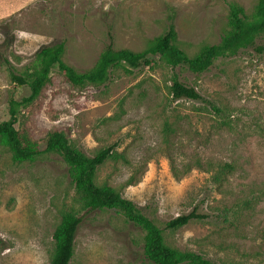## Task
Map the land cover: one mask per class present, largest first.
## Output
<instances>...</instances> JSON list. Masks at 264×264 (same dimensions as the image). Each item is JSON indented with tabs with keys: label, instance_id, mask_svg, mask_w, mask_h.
Instances as JSON below:
<instances>
[{
	"label": "rangeland",
	"instance_id": "rangeland-1",
	"mask_svg": "<svg viewBox=\"0 0 264 264\" xmlns=\"http://www.w3.org/2000/svg\"><path fill=\"white\" fill-rule=\"evenodd\" d=\"M258 0H0V122L9 101L28 96L9 70L22 73L41 47L64 42L63 61L90 70L106 46L142 50L169 18L192 56L226 28L228 4L251 19ZM264 32L255 44L179 80L201 100L172 97V69H111L107 82L75 86L53 66L39 96L19 108L17 129L43 149L62 130L88 156L121 154L95 174L162 229L165 243L213 262L264 264ZM229 165L221 172L220 167ZM81 218L69 264H150L144 231L113 210L85 211L55 153L15 163L0 146V264H48L61 213ZM195 212L177 229L165 223Z\"/></svg>",
	"mask_w": 264,
	"mask_h": 264
},
{
	"label": "trees",
	"instance_id": "trees-1",
	"mask_svg": "<svg viewBox=\"0 0 264 264\" xmlns=\"http://www.w3.org/2000/svg\"><path fill=\"white\" fill-rule=\"evenodd\" d=\"M171 19L170 16V22L163 33L151 39L142 50L135 52L126 48L114 49L108 45L100 53L95 65L85 72H77L63 61L65 44L62 41L39 48L33 55L31 66L24 72L9 70L11 81L18 86H27L29 94L20 100L9 101L8 118L0 122V146L7 149L15 163L32 162L42 153L59 155L67 166L68 177L78 202L85 211H116L126 221L144 231L142 254L150 264H239L213 262L195 252L182 251L167 245L162 229L135 203L124 198L113 186L97 184L95 174L98 167L107 159L123 158L121 154L111 152L107 147L88 156L72 146L62 130L50 132L41 149L25 131L15 127L19 108L27 106L39 96L50 79L53 66H56L72 85H100L109 80L111 69L116 66H152L157 57L172 69L169 90L173 98L201 100V96L193 87L179 80L174 69L184 65L189 71L200 73L207 70L216 59L234 56L240 50L254 45L256 39L264 32V0H258L251 19L246 16L240 5L229 3L226 28L219 41L202 45L192 56L180 48ZM257 50L264 51V47H257ZM224 168L229 169L230 166H221V172ZM201 216L195 212L179 215L167 221L165 228L177 229ZM80 223L81 218L73 211L61 213L60 221L52 233L53 249L48 264H69L74 255L75 237Z\"/></svg>",
	"mask_w": 264,
	"mask_h": 264
}]
</instances>
